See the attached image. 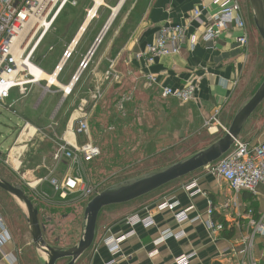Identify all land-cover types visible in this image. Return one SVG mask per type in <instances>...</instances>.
I'll list each match as a JSON object with an SVG mask.
<instances>
[{
  "label": "crops",
  "instance_id": "1",
  "mask_svg": "<svg viewBox=\"0 0 264 264\" xmlns=\"http://www.w3.org/2000/svg\"><path fill=\"white\" fill-rule=\"evenodd\" d=\"M74 1L77 6L67 5L52 30L55 32L57 22L69 7H88L86 17L75 27L77 20L67 16L70 25L64 35L62 49L59 50V61L51 73L43 69L45 73L53 75L63 54L70 48L73 55L65 66L74 60L72 71L64 74V66L56 75L58 85L50 86V92H45L46 83L35 87L43 91V96L49 94L53 98L59 97L60 102L49 116L34 114L40 110L41 100L34 106L33 114L25 105L19 107L18 112L15 107L22 99L17 91L12 92L9 100L15 99L9 111L23 126H16V138L6 155L0 152V163L8 170L4 175L0 173V180L22 188L20 176H23L30 184L41 182L38 190L51 193L47 178L53 171L57 177L62 178L67 171L65 161L58 163L53 159L57 143L66 141L82 145L88 141L85 135L75 132L83 115L88 117L91 141L92 115L97 104L108 100L112 93L111 86L125 82L132 87L144 86L145 77L149 73L156 76L159 86L151 89L144 86L149 95L147 102L153 103V112L158 103L166 104L164 126L159 127L158 120L153 117V128L149 129L150 132L153 129V147L157 149L159 145H166L163 149H167L181 145L195 136H206L208 147L224 135L217 126H212L209 130L206 123L219 110L220 123L229 129L237 110L249 98L244 97L248 91L247 82L249 69L253 66V56L249 49L246 52L237 43L240 33L236 29L221 31L213 42L202 40L210 25L211 16L218 12V7L211 5L210 0H100L99 4L96 0L84 3ZM103 7L111 10L109 17L99 15ZM200 8L203 9L201 23L193 19L194 11ZM244 14L249 23V18L245 12ZM165 25L188 27L181 53L177 56L159 57L146 68V62L137 60V55L146 52ZM112 30L114 34L105 49L104 58L91 62L99 45ZM49 34L50 32L46 38ZM100 36L101 41L97 43ZM192 37L197 38L195 44H192ZM95 45L96 49L92 53ZM54 50L53 47L49 49L50 52ZM90 53L92 57L88 68L72 87L73 77ZM86 73L87 77L81 83ZM189 84L196 87L193 101L181 103L173 98L162 97L163 87L183 89ZM65 87H72L70 94H65ZM67 103L68 106L64 108ZM81 107H84V113L80 112ZM158 129H162L163 139L160 143L157 142ZM240 139L251 144L264 142V103L246 125ZM168 141L172 142L168 144ZM94 162L82 166L84 177L92 185L90 174ZM207 169L133 203L105 209L110 215L113 210L129 208L113 221L107 220L102 226L98 242L84 255L88 264H108L112 260L115 261L114 264H175L176 258L191 253L196 254L192 264H237L248 259H253L256 264H264V236L255 234L256 227L253 225V222H260L264 216V187H259L257 196L246 192L236 194L225 181ZM194 182L202 193L192 198L185 187ZM167 201L179 202V209L183 210L192 207L189 221L180 226L174 219L173 212L160 211L159 205ZM209 201L215 209L214 220L225 225V230L215 236L210 235L204 224ZM67 203L77 205L82 202L75 200L64 204ZM250 209L253 210L252 215L248 213ZM135 215L152 218L155 226L148 229L142 224L132 227L129 219ZM196 217H201L202 221L193 223L192 220ZM166 230L183 232L184 237L181 240L170 239L155 246L154 242ZM131 231L135 235L122 244L120 254L113 258L103 243L104 239L110 236L117 238ZM254 234V245L250 249L247 242ZM153 252H157V255L152 256ZM0 264H18L13 240L0 249Z\"/></svg>",
  "mask_w": 264,
  "mask_h": 264
},
{
  "label": "built area",
  "instance_id": "2",
  "mask_svg": "<svg viewBox=\"0 0 264 264\" xmlns=\"http://www.w3.org/2000/svg\"><path fill=\"white\" fill-rule=\"evenodd\" d=\"M210 3L219 10L211 16L210 25L204 32L202 40L213 42L219 37L221 31L236 29L240 33L237 43L247 52L250 46L249 23L239 0H210ZM67 5L77 6V2L74 0H0V103L9 100L14 91H17L20 98L24 99L35 87L43 83H46L45 92L51 91L50 86L55 84L42 78L45 72L36 63L35 56ZM202 12L203 9H196L193 19L201 23ZM31 33H33L31 40L24 46L26 38ZM187 33L188 27L182 25L161 27L154 42L147 47L145 53L137 55V60H144L145 67L148 68L159 57L179 55ZM196 41L197 38L192 37V44ZM72 55L73 51L68 48L53 76L57 77V73L62 71ZM91 57L90 53L89 57L81 63L78 73L72 79V87L78 83L81 74L88 68ZM145 81L148 89L159 86L153 74H147ZM72 87L69 91L64 90L65 94H70ZM195 93L196 87L192 84L183 89L162 88L163 98H173L181 103L193 101ZM80 112L84 113V107H81ZM218 116L219 110L206 123V127L210 130L212 126H217L225 134L228 129L223 127ZM75 132L78 135H85L88 141L82 145H73L66 141L57 143V151L53 159L58 163L65 161L67 171L62 178L57 177L54 171L47 178L51 193L38 190L41 182L30 184L26 178L20 176L22 188L28 192L27 195L32 201L44 205H59L77 200L87 204L101 191L98 185L90 184L82 172L83 164L93 163L101 156L100 148L93 145L89 139L90 127L87 116L83 115L78 121ZM208 169L210 173L225 181L236 194L246 192L257 196L259 187H264V142L251 144L240 139L223 158ZM185 189L192 198L202 193L195 182L187 185ZM179 208L180 204L176 201H167L159 205L160 211L173 212L174 219L181 226L189 221V213L193 208L185 210ZM214 212L213 203L209 201L207 219L204 220V224L211 236L218 235L225 230L223 223L214 220ZM248 213L252 215L253 210L250 209ZM200 221H202L201 217L192 220L193 223ZM129 223L132 227L142 224L146 229L155 226L152 218H141L138 215L131 217ZM253 225L256 227L255 234L264 236V216L260 222H253ZM255 234L247 242L250 249L254 245ZM134 235L135 232L131 231L117 238L110 236L105 238L103 243L114 258L120 254L122 244ZM183 237V232L166 230L160 234L154 245L159 246L170 239L181 240ZM11 242L12 237L0 216V249ZM151 255H157V252ZM195 258V253L182 255L175 259V264H192ZM114 263L115 261L112 260L108 264ZM237 264L256 263L253 259H248V261L244 260Z\"/></svg>",
  "mask_w": 264,
  "mask_h": 264
},
{
  "label": "rangeland",
  "instance_id": "3",
  "mask_svg": "<svg viewBox=\"0 0 264 264\" xmlns=\"http://www.w3.org/2000/svg\"><path fill=\"white\" fill-rule=\"evenodd\" d=\"M77 1L80 3L87 2V0ZM239 2L249 18V51L253 56V62L251 63L253 66L249 69V79L247 77L249 81L247 82L248 91L244 97L246 99L257 90L264 80V42L254 27L248 0H239ZM90 3L93 6L92 2ZM86 8L88 7L67 8L55 26V32L51 30L38 49L36 61L45 72L51 73L59 61V50L62 49L63 38L70 25V19L67 20V16L77 20L76 27L86 17ZM99 15L104 18L109 17L111 10L103 7ZM113 34V30L109 34L107 33L104 38L105 41L103 40L99 45L91 62L95 63L104 58L105 49ZM51 47L55 49L54 52L49 51ZM73 64L74 60L65 66L64 74L72 71ZM87 74H84L81 83L84 82ZM144 86L142 84L141 86L132 87L127 82L122 85H112V93L107 94V96L110 94L108 100L105 101L106 103L97 104V109L92 115L91 142L100 148L101 156L92 165L90 178L94 185L99 186L101 191L120 182L174 164L207 147L209 141L206 136H195L181 145L177 144L167 149H163L166 145H159L157 149L153 147V129L151 132L149 129L153 128V117L158 120L159 127L164 126V108L166 104L164 102L158 103L153 112V103L147 102L149 95L146 94ZM16 96L18 99V95ZM14 99L12 98L0 105V152L4 155H6L16 138V126H23V123L9 111ZM40 100L42 101L40 110L34 113L33 108ZM52 101L54 102L50 106ZM59 102V97L53 98L49 94L43 96L42 90L34 88L30 95L26 99H22V102L15 107V110L20 112L19 107L25 105L28 110H32V114L49 116L52 112L54 113ZM67 106L68 103L64 108ZM161 130L158 129L157 142L159 143L163 139ZM170 142L172 141H168V144ZM1 172L4 175V173H8V170L0 163ZM26 193L28 192L26 191ZM32 202L39 210V223L48 244L54 247L70 248L79 242L86 202L77 205L74 203L44 205L36 201ZM125 209L113 210L110 215L105 212L106 210L102 212L98 221L95 243L98 242L102 226L107 220L113 221L120 214H123ZM0 216L13 238L18 264H40L41 255L34 247L25 206L23 207L21 202L1 189ZM68 262L69 260H62L58 264H68ZM76 264H88V259L83 256Z\"/></svg>",
  "mask_w": 264,
  "mask_h": 264
},
{
  "label": "water",
  "instance_id": "4",
  "mask_svg": "<svg viewBox=\"0 0 264 264\" xmlns=\"http://www.w3.org/2000/svg\"><path fill=\"white\" fill-rule=\"evenodd\" d=\"M254 27L264 42V0H248ZM101 41L98 39L97 42ZM93 48L92 53L95 51ZM91 53V54H92ZM264 103V80L258 89L239 107L227 132L208 147L164 168L120 182L100 191L84 209L82 233L79 242L70 248L54 247L47 243L39 223V210L19 186L0 180V189L25 205L34 247L41 255L40 264H58L69 260L76 264L95 244L101 213L113 206L133 203L177 181L216 164L240 140L243 131Z\"/></svg>",
  "mask_w": 264,
  "mask_h": 264
},
{
  "label": "bare ground",
  "instance_id": "5",
  "mask_svg": "<svg viewBox=\"0 0 264 264\" xmlns=\"http://www.w3.org/2000/svg\"><path fill=\"white\" fill-rule=\"evenodd\" d=\"M96 1H97L98 4L100 3V0H96ZM115 14H116V13H115ZM108 28H109V25L107 26V29H108ZM32 35H33V33H31V34L26 38L24 46H26L27 43L31 40V38H32L31 36H32ZM57 75H58V74H57ZM42 78H44L45 80L50 81L51 83H54V84L58 85V82L56 81V78H57V77H55V76H53V75H48L47 73H43ZM64 90H65V91H69V90H71V87H65ZM21 204L23 205V207L25 206L23 203H21Z\"/></svg>",
  "mask_w": 264,
  "mask_h": 264
}]
</instances>
